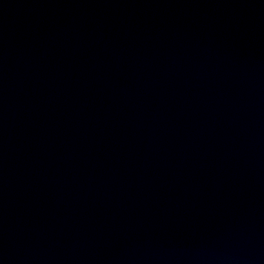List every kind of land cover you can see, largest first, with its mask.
<instances>
[{"label":"water","instance_id":"1","mask_svg":"<svg viewBox=\"0 0 264 264\" xmlns=\"http://www.w3.org/2000/svg\"><path fill=\"white\" fill-rule=\"evenodd\" d=\"M0 264H264V0H0Z\"/></svg>","mask_w":264,"mask_h":264}]
</instances>
